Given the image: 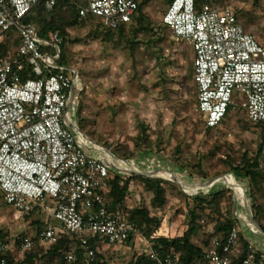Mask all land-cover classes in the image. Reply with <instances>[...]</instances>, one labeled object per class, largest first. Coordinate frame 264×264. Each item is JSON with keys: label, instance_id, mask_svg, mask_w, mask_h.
Masks as SVG:
<instances>
[{"label": "built area", "instance_id": "obj_1", "mask_svg": "<svg viewBox=\"0 0 264 264\" xmlns=\"http://www.w3.org/2000/svg\"><path fill=\"white\" fill-rule=\"evenodd\" d=\"M39 1L0 0V43L13 30L19 37L14 51L0 58L3 203L19 218L42 214L57 222L45 223L36 240L47 252L62 236L69 237L71 249L82 257L77 260L68 252L64 264H94L99 246L117 247L132 239L146 249L139 255L152 264H185L174 251H159L158 239H168L158 232L160 228L147 239L126 215L108 212L110 180L126 171L127 163L113 161L79 129V74L58 62L62 36L54 32L42 38L33 25L22 22ZM59 1L46 0L45 10L52 12ZM219 1L170 0L161 18L176 41L191 45L196 107L208 130H215L233 107L251 123L264 121V43ZM137 6L136 0H84L77 5L78 20L93 19L103 29L115 31L131 23ZM27 70L36 78L24 79ZM181 188L193 197L203 193L198 187ZM206 230L212 233L210 225ZM238 236V228H233L224 239L211 238L202 262L189 264H264V252L251 244V251L238 258ZM33 243L21 235L9 236L8 243L0 242V253L17 252L21 261ZM0 264L6 261L0 259Z\"/></svg>", "mask_w": 264, "mask_h": 264}, {"label": "rangeland", "instance_id": "obj_2", "mask_svg": "<svg viewBox=\"0 0 264 264\" xmlns=\"http://www.w3.org/2000/svg\"><path fill=\"white\" fill-rule=\"evenodd\" d=\"M136 2L138 15L143 19L140 27L132 23L124 31L107 32L97 21L88 19L66 31L65 44L60 47L65 65L77 70L83 81L77 111L79 129L91 141L120 157L154 156L170 170L185 173L186 184L202 185L232 176L229 167L242 157L255 155L263 143L264 131L261 126L249 122L237 107L229 110L215 130L204 128L203 119L196 110L191 45L176 41L161 23L167 0ZM220 2L221 6L236 12L242 27L264 43V0ZM14 46L9 45V53L14 51ZM160 181H163L166 200L163 207H152V194L135 179L129 183L127 204L146 208L160 221L153 232L162 227L168 230L171 238L179 237L187 229L189 211L197 204L177 183ZM243 186L246 189L242 196L247 198L251 213L245 179L239 180V190ZM200 191L206 195L205 189ZM212 191L222 192L217 201L219 212L234 215L243 238L264 252V236L253 231L232 188L225 182H218ZM263 199L264 193L260 197L262 203ZM204 214L216 217L208 210ZM50 219L41 214L19 220L0 197V231L11 239L17 235L32 239L39 256L47 252L36 240L41 232L38 223L43 228L45 223L58 224ZM98 251L103 264H133L139 252L146 249L132 239L117 247L101 245ZM18 255L15 252L13 257L17 259ZM57 261L56 258L38 259L37 263L58 264Z\"/></svg>", "mask_w": 264, "mask_h": 264}, {"label": "trees", "instance_id": "obj_3", "mask_svg": "<svg viewBox=\"0 0 264 264\" xmlns=\"http://www.w3.org/2000/svg\"><path fill=\"white\" fill-rule=\"evenodd\" d=\"M46 0H40L35 6L32 7L30 12L23 19V24L33 25L39 36L42 38L48 37L51 33L59 32L65 44L66 31L69 27L76 26V24H84L87 20H78L77 5L83 3L84 0H79L78 3H71L69 0H60L52 12H47L44 8ZM170 0H167V5ZM220 2V1H219ZM221 3V2H220ZM139 14V5L137 6L136 15L132 18V23L140 27L143 19ZM236 14V12H235ZM100 25V24H99ZM163 26V24H162ZM107 32L124 31L125 27H120L115 31L103 29ZM19 43L17 32L10 31L4 36V40L0 43V58L8 57L9 45H16ZM60 65H65L63 56L58 61ZM28 71V70H27ZM23 73V78L36 77L29 73ZM204 124V120H203ZM264 131V121L258 123ZM208 130V129H206ZM210 131V130H209ZM264 135L263 143L258 147L257 152L252 158L242 157L236 165L229 167L230 174L238 179H245L248 185V199L250 202V210L253 222L260 228L264 234V203L260 197L264 193ZM131 179L138 180L142 183L143 188L152 194L151 206L154 208H161L165 205L163 181L151 179L142 176L132 175L126 179L121 177H113L110 180L109 191L106 195L108 203V212L111 214H124L126 215L129 223L139 231L142 236L149 238L153 230L160 226V221L150 215L148 210L140 205L127 206L126 198L129 196V183ZM228 192V191H227ZM221 191L210 190L206 195H198L192 198L197 204L195 209L188 213L189 221L187 229L179 237L158 239L157 243L162 247L159 250L162 254L168 251H174L180 256L183 263L189 264L192 261L202 262L203 254L207 249L211 238L219 236L224 239L233 228H238V222L234 215H225L218 210L217 201L221 197ZM210 197V199L208 198ZM229 199H232L231 196ZM264 200V199H263ZM205 210L216 214L205 215ZM203 221L204 224H201ZM39 224V231H42L43 225ZM212 227V233H208L206 226ZM43 228V229H42ZM40 233V232H39ZM140 234V235H141ZM162 234V233H161ZM239 252L238 258H243L251 251L250 243L246 241L242 234L239 232ZM0 242L8 243V234L0 231ZM71 240L67 236H62L61 239L52 247L49 248L46 255L39 256L37 247H34L27 253L21 261L15 259L10 252L0 253V259H4L6 264H38V259L56 258L58 264H64V257L68 252H72L77 260L81 259L79 250L71 249ZM46 264V263H43ZM103 264L100 259L99 253L95 254V263ZM133 264H152L144 255H137Z\"/></svg>", "mask_w": 264, "mask_h": 264}, {"label": "crops", "instance_id": "obj_4", "mask_svg": "<svg viewBox=\"0 0 264 264\" xmlns=\"http://www.w3.org/2000/svg\"><path fill=\"white\" fill-rule=\"evenodd\" d=\"M128 26H126V27H128ZM260 42H262V41L260 40ZM67 67H69V66H67ZM79 81H80V85L81 86H80V89L76 93L77 111H78V104H79L80 96H81V93L83 92V81H82V77L80 75H79ZM196 110H197V107H196ZM197 113H198V111H197ZM200 116L202 117V115H200ZM202 119H203V117H202ZM77 121H78V119H77ZM92 142L94 144H96L97 146L101 147L106 152L110 153L111 156H112L113 161H116L117 160L119 162L120 161H123V162H126L127 163V169H126V171H124L120 175H116L115 177H121L123 179H126V178H128V177H130L132 175H136V176H142V177H147V178L157 179V180H165V181L168 180V181H170L172 183L175 182V183H177L180 186L187 185V187H189V186H193L194 185L193 187H198L199 189H205L207 192H209L210 190H212V187L214 186V185L211 186L209 184L208 185H205V184H202V185H197V184L196 185L195 184L190 185V184H186L187 175L185 173L180 172V171L175 170V169H173V170L171 169L170 170L169 167L166 164L161 163L160 160H158L154 156L153 157H147L146 155H144V156H141L140 158H123V157H120V156L116 155L112 151H110V150L102 147L101 145L97 144L96 142H94V141H92ZM130 173H133V174H130ZM228 179L229 178H225L224 181L233 190H234V188L236 189V192L235 193L237 194L238 199L239 200H244V199L247 200L246 197H243L242 196L243 193H244V191H245V189H246V187L243 186L241 188V190H239V187H238L239 180L236 179V178L235 179H231L230 178L232 180V183H229ZM193 187H189V188H193ZM129 191H130V187H129ZM128 202H129V198L127 199L126 203H128ZM14 215L16 216L17 219H19V220L21 219V218H19V216L17 215V213L14 212ZM51 220L52 219H50V222H51ZM50 224H54V223L51 222ZM160 229L163 230V235H165V237L171 238L168 235V230L166 228H162L161 227ZM160 233H162V231ZM255 247H257V246H255Z\"/></svg>", "mask_w": 264, "mask_h": 264}, {"label": "water", "instance_id": "obj_5", "mask_svg": "<svg viewBox=\"0 0 264 264\" xmlns=\"http://www.w3.org/2000/svg\"><path fill=\"white\" fill-rule=\"evenodd\" d=\"M225 178H227V176H224V177H221V178H217V179H215L213 181L207 182V183H205V185L212 184V183L219 182V181L225 182L224 181ZM233 192H234V196L236 197L234 190H233ZM243 211L246 214V218H247L248 223L254 228L255 231H257L259 234H261V235L264 236V234L262 233V231L260 230V228L253 222L252 215H251V213L248 212L249 210L247 209V210H243Z\"/></svg>", "mask_w": 264, "mask_h": 264}, {"label": "bare ground", "instance_id": "obj_6", "mask_svg": "<svg viewBox=\"0 0 264 264\" xmlns=\"http://www.w3.org/2000/svg\"><path fill=\"white\" fill-rule=\"evenodd\" d=\"M229 179H230V177H229ZM231 179H232V178H231ZM231 179H230V180H231ZM234 184H235V183H234ZM234 184H233V185H234ZM234 190H235V192H236V189H235V188H234ZM235 195H236V199H237V202H238V204L240 205V207L243 208V209H245V210H247V209H248L247 200H245V199H244V200H239L238 197H237V194H236V193H235ZM244 220H245V219H244ZM162 231H163V230H162ZM160 232H161V230H160ZM160 232H159V233H160Z\"/></svg>", "mask_w": 264, "mask_h": 264}]
</instances>
